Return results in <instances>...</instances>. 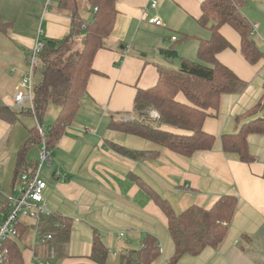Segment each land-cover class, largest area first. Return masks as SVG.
<instances>
[{
	"label": "crops",
	"instance_id": "0c3cea01",
	"mask_svg": "<svg viewBox=\"0 0 264 264\" xmlns=\"http://www.w3.org/2000/svg\"><path fill=\"white\" fill-rule=\"evenodd\" d=\"M149 1L116 2L113 27L92 63L97 74L89 78L72 123L50 148V165L42 178L47 184L45 209L71 220L69 239L64 247H53L46 240H38L34 229L29 228L20 243L23 264H97L89 259L94 237L107 250L106 264H115L123 251L139 249L146 236L154 237L159 244L160 255L153 264H170L174 244L167 218L149 191L166 200L176 213L192 207L208 210L223 196L237 199L224 244L177 264H264V135L247 136L253 158L249 163L235 154H225L220 142L221 136L239 130L243 118L264 96V0H248L241 10L255 27L252 39L263 55L256 65L248 64L241 56L238 34L225 29L229 26L220 29L232 49L220 52L216 58L247 86L240 94L223 95L217 110L209 111L202 129L214 136L212 149L183 157L163 148L155 156L131 160L108 145L136 151H154L156 147L140 137L112 130L108 124L112 119L134 116L136 91L156 84L157 65L169 66L175 61L169 62L159 53L162 49L177 51V38L172 41L175 36H167L172 27L169 22L196 23L203 0H157V7L148 10L146 19L158 18L161 26L144 20ZM58 2L52 0L45 9L42 0H0V107L14 112L11 120L0 119V220L5 214L6 197L17 195L21 186L19 173L32 166L36 156L29 146L34 119L14 108L13 95L20 89L35 41L62 40L69 35L70 19L56 10ZM142 24H147L143 30L146 34L153 33L150 50L159 61L147 55L139 58L129 45L122 47L128 32ZM176 34L180 38L184 33ZM194 34L200 37L191 36L182 44L193 42L197 50V39L207 37L200 32ZM141 51L137 47V52ZM177 54L186 59L181 52ZM254 115L252 118H264V109ZM56 172L64 179L54 178ZM118 233L123 234L119 240Z\"/></svg>",
	"mask_w": 264,
	"mask_h": 264
},
{
	"label": "trees",
	"instance_id": "16d2710c",
	"mask_svg": "<svg viewBox=\"0 0 264 264\" xmlns=\"http://www.w3.org/2000/svg\"><path fill=\"white\" fill-rule=\"evenodd\" d=\"M118 0H88L93 12L90 22L80 18L77 0H59L56 10L70 19L69 35L62 40L42 39V49L36 68L40 80L33 91V106L36 119L42 122L49 106L57 109V115L47 136L50 149L68 127L78 110L81 98L86 94V85L92 75L97 74L92 63L96 53L104 48V40L110 33L116 15ZM248 0H203L200 16L196 23L208 29L210 38L197 39V62L180 58L173 48L159 50L169 62L179 61L177 68L157 65V82L148 89H138L133 100V113L143 116L153 111L156 118L147 119L148 124L110 120L112 130L140 137L151 142L156 150H129L110 143L109 148L116 154L131 160H139L149 155L155 156L166 148L183 157H190L198 151L211 150L215 138L203 131L204 121L210 110H217L223 95L240 94L247 84L230 69L221 64L216 56L232 49L231 44L221 35L220 29L229 26L240 37V54L250 65H256L263 55L252 39V26L242 13ZM94 9L97 11L94 12ZM0 30L1 24H0ZM192 38L181 34L180 41ZM76 40H81L79 46ZM183 98L181 101L179 98ZM264 109V96L254 111L243 118L239 130L220 138L221 149L225 154H235L240 161L249 163L252 156L248 151L246 138L249 134L264 135V118H252ZM14 112L0 107V119L11 120ZM251 119V120H250ZM164 128L181 129L185 134H174ZM40 142L35 130L32 131L30 148L36 150ZM34 163L19 173H29ZM149 195L167 218V227L174 244V255L170 264H177L185 258L199 256L205 249H218L228 235V229L235 213L237 199L223 196L208 210L192 207L176 213L170 205L149 191ZM7 206H5V211ZM36 230L38 240L49 235L48 242L53 247H64L72 228L71 220L60 214L51 213L40 219L36 227L23 226L17 240L6 244L8 255L4 264H23L20 243L30 231ZM160 255L157 240L146 236L139 249L125 250L115 264H153ZM107 250L98 237L91 242L90 260L106 264Z\"/></svg>",
	"mask_w": 264,
	"mask_h": 264
},
{
	"label": "built area",
	"instance_id": "2783aa9c",
	"mask_svg": "<svg viewBox=\"0 0 264 264\" xmlns=\"http://www.w3.org/2000/svg\"><path fill=\"white\" fill-rule=\"evenodd\" d=\"M45 9H47L52 0H42ZM157 7V0H150L148 7L144 9V20L147 23L155 26H161L158 18H148L146 15L149 9ZM97 10L94 9V12ZM255 32V27H252L251 34ZM176 41V37L171 38ZM42 49V44L39 40L35 44L29 54L27 60V71L20 79V89L13 95V106L20 112L29 113L35 123V131L37 132L40 142L35 150L36 156L34 160V168L29 173L20 175L21 186L18 189L17 195H8L6 197L7 210L0 220V264H4L8 255L6 244L9 241L17 240L20 236V228L23 226L36 227L40 219L49 216L51 213L45 209V190L47 184L41 178V171L44 167L50 165V149L47 145V136L51 131V127L44 126L36 119L33 106V91L35 87L34 76L36 75V68L39 62V55ZM157 114L153 112V118ZM54 178L64 179L63 174L54 173ZM36 234V230L34 229ZM37 236V235H36ZM123 237L122 233H118L117 239ZM51 236H47L46 241H49Z\"/></svg>",
	"mask_w": 264,
	"mask_h": 264
},
{
	"label": "rangeland",
	"instance_id": "374dc122",
	"mask_svg": "<svg viewBox=\"0 0 264 264\" xmlns=\"http://www.w3.org/2000/svg\"><path fill=\"white\" fill-rule=\"evenodd\" d=\"M56 1V0H53ZM77 4H78V12H79V16L80 18H82L84 21L86 22H90L93 19V13H92V9L90 8V5L88 3V0H77ZM170 25L173 27H170L169 29L171 31H168L169 33H167L168 37L170 36H175L178 40V42L175 44V47L177 49V51L181 52L184 55V58H186L189 61H196L197 60V50H196V45L193 42L190 43H183L180 41V38H178V35L176 34L177 32L179 33H184V34H188L190 36H192V39H196L200 36L194 34L196 32H200V33H204L206 34L207 38H201L204 40H207L210 38V34L208 31H206L205 28L200 27L198 25H196V23H190V22H180V21H170L169 22ZM147 24H142L140 26L139 29L136 30L135 27H133L127 34V36H125L124 40H122V47L129 45L131 47H133V53H135L136 55L139 56V58H142V55H147V57H151L152 59H154V61H159L160 59L158 58V56L156 54H154V52H152L150 49L153 45V41L150 39L151 37H153V33L151 30H147L148 33H152V34H146L143 30L145 28ZM225 29H228L232 34L235 35V32L232 28L230 27H225ZM255 32L252 33V35ZM195 35V36H193ZM256 42H258L257 40H255ZM81 40H76L75 41V45L79 46ZM259 43V42H258ZM259 46V45H258ZM137 47H140L141 49H143V51L141 52H137ZM181 54V55H182ZM197 62V61H196ZM179 65V61L175 60L173 61L172 65H170L168 67H172V68H177ZM39 79V77H35L34 78V82H36ZM180 99L183 100V98L180 97ZM56 108L54 106H49L44 114L43 120H42V125L44 126H51L50 124L52 123V121L55 120L54 114L56 112L55 110ZM153 119V111H148L145 112V114L143 116H137L134 114V116L130 117V118H120V120L117 119V121H124V122H138L140 124H148L147 123V119ZM46 172V167H44L41 171V178H43V175ZM32 233V232H31ZM30 235V233H29ZM22 240V239H21ZM25 241V240H23ZM27 243V242H26ZM32 243V241H31Z\"/></svg>",
	"mask_w": 264,
	"mask_h": 264
}]
</instances>
